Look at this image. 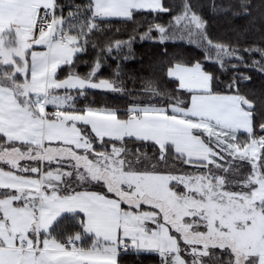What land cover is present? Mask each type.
Wrapping results in <instances>:
<instances>
[{
	"label": "snow or ice",
	"instance_id": "obj_1",
	"mask_svg": "<svg viewBox=\"0 0 264 264\" xmlns=\"http://www.w3.org/2000/svg\"><path fill=\"white\" fill-rule=\"evenodd\" d=\"M201 7L0 0V264H264V0ZM137 41L162 66L146 95Z\"/></svg>",
	"mask_w": 264,
	"mask_h": 264
},
{
	"label": "trees",
	"instance_id": "obj_2",
	"mask_svg": "<svg viewBox=\"0 0 264 264\" xmlns=\"http://www.w3.org/2000/svg\"><path fill=\"white\" fill-rule=\"evenodd\" d=\"M76 3H83L84 0H75ZM176 5H180L182 0H171ZM194 4H200L202 7L199 9L205 18L213 19L210 11L211 0H192ZM176 8L174 11H178ZM121 27L123 31L119 33H112L113 36H118L123 39H127L128 33L131 31L130 25H116ZM135 59L125 61L122 65L123 72L126 79V87L129 90L135 89L138 94L146 95L142 92L144 88L145 80L155 79L161 76V65L159 64L160 57L158 56L159 49L153 42H140L137 41L134 45ZM198 53L192 47H188L184 43H176L169 45V58H190L196 56ZM116 67L115 61L107 62L102 68L101 75L110 77ZM89 69L81 64L79 71L86 73ZM255 87L258 89L260 86V78L257 74H254ZM88 100L93 102L95 106H118L124 108L129 104L130 97L127 94L121 95L116 93H104L95 92L90 94ZM70 227V225H69ZM126 264H154V261L150 257H141L139 259L128 256L124 258Z\"/></svg>",
	"mask_w": 264,
	"mask_h": 264
}]
</instances>
